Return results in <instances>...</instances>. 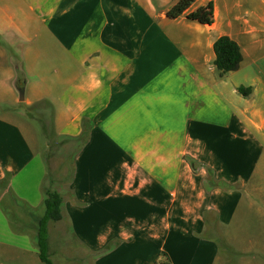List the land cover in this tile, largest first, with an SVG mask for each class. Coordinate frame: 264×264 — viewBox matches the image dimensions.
I'll use <instances>...</instances> for the list:
<instances>
[{
	"label": "crops",
	"instance_id": "obj_1",
	"mask_svg": "<svg viewBox=\"0 0 264 264\" xmlns=\"http://www.w3.org/2000/svg\"><path fill=\"white\" fill-rule=\"evenodd\" d=\"M177 1L0 0V182L6 178L3 193L19 206L0 222V236L18 239L10 248L37 250L36 220L50 190L62 202L61 219L47 224L49 256L61 252L62 264H215L217 238L205 232L220 238L234 228L242 196L264 204V0H194L189 11L212 3L210 25L168 19ZM47 28L62 47L56 87L46 84L40 51L22 44L44 40ZM220 36L242 53L239 68L223 75L212 64ZM15 46L32 65L7 64ZM22 86L30 91L19 100ZM8 96L27 109L49 104L55 137H86L66 180L1 117L23 116ZM205 116L217 117L210 124ZM201 122L229 136L248 163L204 147L189 132ZM186 155L202 166L192 169ZM207 169L220 181L208 191ZM256 229L262 237L248 238L249 246L264 250V225ZM53 243L63 252H52Z\"/></svg>",
	"mask_w": 264,
	"mask_h": 264
},
{
	"label": "rangeland",
	"instance_id": "obj_2",
	"mask_svg": "<svg viewBox=\"0 0 264 264\" xmlns=\"http://www.w3.org/2000/svg\"><path fill=\"white\" fill-rule=\"evenodd\" d=\"M50 27V26H49ZM50 31V29H49ZM48 31L45 35L44 40H40L37 42L30 40H24L23 45L24 48H28L29 52L32 51H40V55H42V63L46 67V84L56 87L60 82L58 77V60L60 57V51L62 49L61 42L55 35H52ZM18 48V47H17ZM15 47H12V54L9 57L8 65L11 63L13 64H21L26 66L28 64L32 65V58L27 60V58L18 51ZM261 52L264 54V46L261 48ZM13 53L15 56H13ZM18 61V62H17ZM20 79L28 78L29 83L37 84L36 78H34V74L32 73H25L20 70L19 72ZM22 77V78H21ZM41 84V83H40ZM23 89V97L25 94H28L30 91L24 86ZM18 92V91H17ZM15 92V97L19 98V93ZM55 99V92L51 91V93L47 96L46 100L49 102H53ZM7 101L10 105L14 107V110L23 114V116L15 114L13 111H8L4 115L1 116L7 119L12 120L14 123L19 125L25 134L28 142L32 146V148L37 151V155L40 156L41 150L44 149L43 155L46 157L47 160V168L50 166L58 174L61 180H66L70 174V161L73 155L81 148L84 144L82 142V138H57L54 135L52 124H51V114H50V106L47 103L37 104L29 109L24 106V101H13L9 96L7 97ZM46 102V101H45ZM169 116H158V118H166ZM208 123L211 124L212 121L217 116H205ZM202 129L196 128L194 130L193 127H190L189 132L193 134H197L198 139L207 147L208 150L216 152V156H222V161H229L230 156L233 160L248 163V158L246 155L234 152V148L231 146V140L229 136L222 137L218 132H215L214 128L210 126L205 127V125L201 122ZM165 127V126H164ZM175 129H179L175 123ZM180 130V129H179ZM85 140V139H84ZM58 148V152H55L54 149ZM232 148V150H231ZM221 149V152H220ZM218 151V152H217ZM184 159L189 163L190 160H193L195 169L201 167L200 161L186 155ZM52 162H55V165H50ZM50 168V170H53ZM220 181H215L213 177V172L210 169L206 170V176L203 179V188L208 191L209 189L213 188L216 184H219ZM6 181L3 180L0 182V222L2 219L6 220L10 216L9 210L13 211V207L17 204L16 200H12V197L8 193H3V189L5 187ZM239 184H236L232 187H238ZM240 189L239 187L235 190ZM250 203V205H249ZM19 205V204H18ZM19 207V206H15ZM262 209H264V204L260 201L254 200L249 201L244 198V196L240 197V200L235 204V208L233 209L234 212V228L231 230L223 228V233L220 235L216 233H212V231L205 232V235H212L217 238V248H218V258L215 264H264V250L258 246H249L248 238L252 237H262L261 234H258L256 228H262L264 225L263 217L260 215ZM15 212V211H13ZM118 216L112 217L113 219H117ZM100 220V219H99ZM235 229V230H234ZM203 241H210L208 237L202 238ZM47 242H48V234H47ZM57 242V241H56ZM18 239L12 238L11 235L7 237L0 236V263L2 264H45L42 262L38 255V249L36 250L33 244L29 245L28 252L21 251L15 248H19ZM62 244L67 248L71 246V243L63 241ZM258 244V243H257ZM53 250L58 251V247H56V243L52 244ZM261 245V244H258ZM15 248H10V247ZM62 251L59 250L58 252ZM72 251V250H71ZM63 252V251H62ZM64 252H70V249H65ZM73 252V251H72ZM79 252V256L81 252ZM74 253V252H73ZM46 254L48 259L52 264H62L59 262L61 259L60 254L53 256L50 255V251L46 248ZM65 255V254H64ZM73 255V254H72ZM23 259L21 261V257ZM66 256V255H65ZM66 258V257H63ZM10 259V260H8ZM12 259V261H11ZM23 262V263H22Z\"/></svg>",
	"mask_w": 264,
	"mask_h": 264
},
{
	"label": "trees",
	"instance_id": "obj_3",
	"mask_svg": "<svg viewBox=\"0 0 264 264\" xmlns=\"http://www.w3.org/2000/svg\"><path fill=\"white\" fill-rule=\"evenodd\" d=\"M194 0H178L166 11L168 19H176L184 15L187 19L196 21L200 24L210 25L213 22V5L207 3L193 11H189ZM213 66L220 75L227 72L236 71L242 61V53L239 45L228 36H220L213 43ZM82 142H85L86 137L81 136ZM85 139V140H84ZM192 169H195L193 160L189 161ZM6 181V178L4 179ZM216 184L215 186H217ZM61 196L55 191H46L44 199L45 211L41 218L36 220V244L38 255L45 264H52L47 257V224L48 222H56L61 219ZM162 264H170L163 262Z\"/></svg>",
	"mask_w": 264,
	"mask_h": 264
},
{
	"label": "water",
	"instance_id": "obj_4",
	"mask_svg": "<svg viewBox=\"0 0 264 264\" xmlns=\"http://www.w3.org/2000/svg\"><path fill=\"white\" fill-rule=\"evenodd\" d=\"M17 90L19 93V100H23V89H22V87H19Z\"/></svg>",
	"mask_w": 264,
	"mask_h": 264
}]
</instances>
